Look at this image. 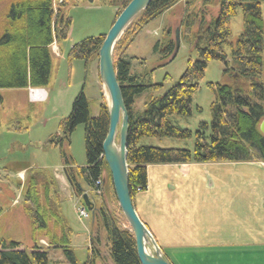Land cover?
<instances>
[{
	"label": "trees",
	"instance_id": "1",
	"mask_svg": "<svg viewBox=\"0 0 264 264\" xmlns=\"http://www.w3.org/2000/svg\"><path fill=\"white\" fill-rule=\"evenodd\" d=\"M0 89L45 87L52 66L50 46L68 36L71 19L63 11L67 0L54 11L52 0H0ZM130 0H121L112 19ZM182 0H151L125 28L115 44L113 64L123 101L128 113L127 163L128 186L132 202L135 195L147 186L146 165L186 164L205 162H264V135L259 130L264 119V84L262 74L263 18L260 2L263 0H211L215 15L203 5L184 6L179 15L180 35L196 58H189L179 80L161 96H149L141 112L134 109V98L147 85L131 71V62L125 54L129 42L148 24ZM240 9L243 30L231 44V61L223 44L231 35L230 18ZM111 22V23H112ZM162 62L170 60L174 49V30H165ZM171 34V35H170ZM105 33L86 37L71 45L68 63L79 59L84 72L97 59L98 49ZM158 47V44L156 45ZM211 60L225 63L224 73L230 83L208 82L214 95L209 105L210 122H201L192 133L172 124V114L190 116L192 97ZM70 64V63H69ZM161 84H151L158 89ZM103 93V92H102ZM101 93L98 114L91 116L89 101L83 91L73 99L69 114L60 121V133L44 142L60 149L61 164L71 193L82 203L86 192L95 207L91 222V246L88 258L81 264H141L135 237L118 205L109 168L102 156V142L107 133L108 100ZM0 95V101H1ZM200 109V107H197ZM78 124H83L86 164L74 165L66 147ZM193 135V149L138 146L143 136L188 139ZM102 181L99 192L94 181ZM22 188V213L32 240V251L19 248V242L3 239L0 244V264H50L47 249L59 247L71 264H78L73 253V229L61 211L58 180L47 168H28ZM139 189V190H138ZM4 209L0 206V215ZM105 242L101 243L100 235ZM43 238L47 245L38 240Z\"/></svg>",
	"mask_w": 264,
	"mask_h": 264
},
{
	"label": "rangeland",
	"instance_id": "2",
	"mask_svg": "<svg viewBox=\"0 0 264 264\" xmlns=\"http://www.w3.org/2000/svg\"><path fill=\"white\" fill-rule=\"evenodd\" d=\"M61 2L56 0V3ZM119 3H121V0H67L66 5L63 6L64 13L71 19L68 36L58 42L62 52H60V56L54 55L52 57L48 85L44 88L49 89V86L65 88L69 81L71 84L79 83L76 94L83 86V91L89 101L91 116L98 114L102 92L107 98L106 90L97 72V59L91 63L93 65L86 74L82 60L75 59L69 64L66 52L71 45L86 37L106 33L111 25L116 6ZM3 4L4 2L0 1V12L3 10ZM186 5L190 7L192 5H203L204 8L207 7L209 9L211 15H215L211 0H182L169 9L170 11H165L146 24L126 47L125 54L130 59L132 73L137 74L140 82L148 86L134 98V109L137 112L143 110L144 102L149 96L163 95L179 80L187 67L188 59L196 58L195 50L189 47L181 35L175 56L165 63L162 62L163 58H161L162 47L166 39L165 30L170 27L173 31L177 26L173 17H170V24H168V17L169 15L179 17L181 9ZM60 7L61 5L58 8ZM260 8L264 23V0L260 2ZM230 28L229 42L223 44L228 62L231 61V44H234L243 30L240 9H237L236 14L230 18ZM157 44L158 47L156 46ZM224 70V62L220 60L208 62L203 78L199 82V87L192 97L191 115L172 114L168 117L170 122L181 129H188L192 133L199 128L201 122L209 123L211 119L209 105L214 100V95L207 87V83H230L232 78L225 74ZM58 79L60 80L58 81ZM259 79L264 84V28L262 74ZM151 84H161V86L158 89H153L150 87ZM0 95L2 97L0 101V206L4 209L3 218L5 224L9 226H4L2 230L4 234L0 232V244L3 238L5 240L13 239L19 242L20 249L30 252L32 251V240L29 236L30 231L28 235V222L22 213L23 197L21 193L23 181L15 176L16 172L13 168L17 165L28 163L33 168H47L54 174V170H57L58 165L61 164L60 149L46 146L44 142L48 139L49 133L52 135L60 133V113L66 111L69 103L65 106L66 101L64 99L59 100L58 96L53 94L49 103L28 104L26 101V90L15 88H1ZM197 107H200V109H197ZM137 145L191 150L194 146V138L193 135L188 139L143 136ZM66 147L74 165L84 166L86 164L83 124L76 126L69 137V143ZM225 166L221 165L218 167L222 175L226 174L227 167ZM4 170H6L7 174L4 173ZM226 184L225 189L232 183L226 182ZM233 187L237 188L235 185ZM14 199L17 202L11 205ZM237 201L238 205H244L242 198L240 200L238 198ZM74 202L73 198H62L60 205L63 215L73 229L71 245L77 263L81 264L88 258L89 248L92 245L91 237L93 236H91L90 220L80 217L77 213V208L82 204L75 206ZM225 204L228 205V203ZM103 235V233L100 235L101 243L105 242V236ZM38 243L43 246L47 245L43 238L39 239ZM148 249L151 253L153 252L151 246ZM47 254L50 264H71L59 247L48 248Z\"/></svg>",
	"mask_w": 264,
	"mask_h": 264
},
{
	"label": "crops",
	"instance_id": "3",
	"mask_svg": "<svg viewBox=\"0 0 264 264\" xmlns=\"http://www.w3.org/2000/svg\"><path fill=\"white\" fill-rule=\"evenodd\" d=\"M170 17L180 30L179 17L169 15L168 24ZM52 44V57L60 56L62 48ZM78 85L69 81L65 88H36L34 98L28 95L30 86L15 89L26 90L28 104L49 103L53 94L64 99L69 105L60 113L63 118L71 110ZM221 165L227 167L225 175L218 170ZM28 168V163L17 165L15 176L23 181ZM54 171L61 199L70 197L75 206L81 204L71 194L62 164ZM146 172V189L135 195L133 205L170 264H264V162L148 164ZM226 182L232 183L227 189ZM238 198L244 205L237 204ZM3 214L0 232L8 226Z\"/></svg>",
	"mask_w": 264,
	"mask_h": 264
},
{
	"label": "water",
	"instance_id": "4",
	"mask_svg": "<svg viewBox=\"0 0 264 264\" xmlns=\"http://www.w3.org/2000/svg\"><path fill=\"white\" fill-rule=\"evenodd\" d=\"M150 1L130 0L111 23L97 52L98 74L107 93L109 115L107 133L102 142V156L109 168L118 205L134 234L136 252L141 264H170L162 255L159 245L136 213L130 197L127 163L128 113L112 59L115 44L123 31L148 6ZM179 43L180 31L179 27H176L174 29V49L170 59L175 56ZM259 130L264 135V119L260 122ZM81 198L83 205L90 212L91 222H93L96 209L86 192L82 194ZM149 246L153 250L152 253L148 249Z\"/></svg>",
	"mask_w": 264,
	"mask_h": 264
},
{
	"label": "built area",
	"instance_id": "5",
	"mask_svg": "<svg viewBox=\"0 0 264 264\" xmlns=\"http://www.w3.org/2000/svg\"><path fill=\"white\" fill-rule=\"evenodd\" d=\"M59 2H61V0H58ZM58 4L59 3H56V0H53V8H54V10H56L57 9V7H58ZM35 92H36V89H29V96L30 97H32L33 95H35ZM101 184H102V181H101V179L100 178H98V179H96L95 181H94V190L96 191V192H99L100 191V189H101ZM139 190V189H138ZM77 212H78V215L80 216V217H83V218H87L88 217V212L85 210V208L84 207H79L78 209H77Z\"/></svg>",
	"mask_w": 264,
	"mask_h": 264
},
{
	"label": "bare ground",
	"instance_id": "6",
	"mask_svg": "<svg viewBox=\"0 0 264 264\" xmlns=\"http://www.w3.org/2000/svg\"><path fill=\"white\" fill-rule=\"evenodd\" d=\"M37 91V90H36ZM35 97V95H33L31 98H34Z\"/></svg>",
	"mask_w": 264,
	"mask_h": 264
}]
</instances>
